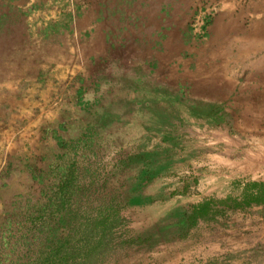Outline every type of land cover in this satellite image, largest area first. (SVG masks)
Wrapping results in <instances>:
<instances>
[{
  "label": "rangeland",
  "instance_id": "374dc122",
  "mask_svg": "<svg viewBox=\"0 0 264 264\" xmlns=\"http://www.w3.org/2000/svg\"><path fill=\"white\" fill-rule=\"evenodd\" d=\"M27 2L37 0H0V264H264V202L259 209L251 196L257 184L264 191V0H71L121 2L123 26L142 35L122 33L124 54L156 55L164 70L182 48L186 90L208 78L225 100L186 134L164 114L147 120L144 107L139 127H113L106 109L104 129L64 180L51 175L48 143L41 159L2 149L24 121L21 91L7 81L36 72ZM163 28L166 51L157 53Z\"/></svg>",
  "mask_w": 264,
  "mask_h": 264
},
{
  "label": "crops",
  "instance_id": "0c3cea01",
  "mask_svg": "<svg viewBox=\"0 0 264 264\" xmlns=\"http://www.w3.org/2000/svg\"><path fill=\"white\" fill-rule=\"evenodd\" d=\"M120 4L71 0L26 3V24L35 39L33 68L36 72L30 79L19 76L7 81L8 86L15 88L14 95L16 93L19 97L21 91L22 100L18 102L23 104L19 117L24 121L18 131L8 133L10 143L2 148L5 152L12 153L17 149L25 153L28 149V153L34 152L33 156L38 153L41 159L42 145L48 143L55 162L53 168L61 177L64 172L58 171L73 167L71 163L76 160L79 148L90 149L94 136L104 129L103 111L106 109L109 111L106 118L113 127L124 120L132 127H139L144 107L147 120H156L164 114L169 119V125L178 126V130L183 129L185 134L200 126L199 121L216 117L214 112L220 104L224 105V93L208 78L200 82L192 79V86L186 90L184 80L191 71V58L180 52L182 48L178 47L176 55L173 53L172 59L169 58L171 62L173 59L176 62L171 63L170 69L164 70L160 68L156 55L139 52L133 54L131 60L122 52V38L125 37L122 33L126 32L134 38H142V35L138 36L139 30L135 26H123ZM141 29L140 33L154 36L153 30ZM169 29L155 32V36L160 37L157 44L153 43L156 44L154 48L158 47V50L154 49L157 53L164 52V40L168 38ZM176 29L181 42L180 28L176 26ZM48 68L54 72L52 77L43 76V69ZM192 75H195L194 72ZM22 88L31 92L26 95ZM25 102L34 106L33 117L27 115L29 110ZM46 103L56 105L43 115L42 104ZM37 109L39 113H36ZM65 109L71 112H64ZM74 111L76 116L72 114ZM227 111L228 107H225ZM57 115H60L59 118ZM26 117L29 119L25 120ZM153 126L162 127L161 124ZM69 153L71 155L67 158ZM27 165L30 166L29 163ZM39 175L34 177L40 180ZM260 185L257 184L251 193L255 200H259L256 206L259 209L261 200L264 202V191L262 193Z\"/></svg>",
  "mask_w": 264,
  "mask_h": 264
},
{
  "label": "trees",
  "instance_id": "16d2710c",
  "mask_svg": "<svg viewBox=\"0 0 264 264\" xmlns=\"http://www.w3.org/2000/svg\"><path fill=\"white\" fill-rule=\"evenodd\" d=\"M69 169V168H68ZM68 169H65L63 168V170H59L58 172H64L61 176H62V179L64 180V178L66 179L68 176L71 175V172L69 173ZM54 172H52L51 175H56L57 172H56V169L54 168L53 170Z\"/></svg>",
  "mask_w": 264,
  "mask_h": 264
}]
</instances>
